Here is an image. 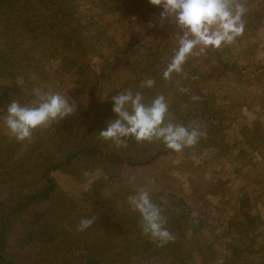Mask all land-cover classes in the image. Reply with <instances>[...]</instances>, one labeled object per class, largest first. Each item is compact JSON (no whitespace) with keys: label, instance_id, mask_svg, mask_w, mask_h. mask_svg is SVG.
I'll return each instance as SVG.
<instances>
[{"label":"rangeland","instance_id":"rangeland-1","mask_svg":"<svg viewBox=\"0 0 264 264\" xmlns=\"http://www.w3.org/2000/svg\"><path fill=\"white\" fill-rule=\"evenodd\" d=\"M241 2L246 8L243 34L217 49L193 50L171 95L175 107L167 120L175 124L185 112L182 98L200 89L216 104L218 115L191 122L190 127L205 133L221 128L234 149L214 159L212 150L195 144L144 166L122 164L113 176L127 202L124 191L146 190L154 204L179 214L183 209V234L195 241L185 249L188 264H264V0ZM161 12L148 0H16L0 15V205L19 196L18 188L11 196L14 181L26 175L34 183L37 178L29 157L34 138L17 141L10 135L4 124L7 106L13 100L32 104L36 89L69 98L75 112L38 129L50 135L51 157L71 154L81 128L75 96L85 73L93 80L109 73L106 69L115 61H140L146 80L152 79L147 74L155 65L162 71L171 61L182 33L173 21L161 18ZM60 15H69L73 26H63ZM98 93L108 110L115 82H100ZM250 130L261 138L259 151L236 141ZM95 175L86 172L76 180L62 174L56 180L80 203L92 194ZM115 209L117 215L124 213ZM140 230L139 223L132 234Z\"/></svg>","mask_w":264,"mask_h":264},{"label":"trees","instance_id":"trees-1","mask_svg":"<svg viewBox=\"0 0 264 264\" xmlns=\"http://www.w3.org/2000/svg\"><path fill=\"white\" fill-rule=\"evenodd\" d=\"M45 1L42 0L43 3ZM15 2L0 0V15L12 9ZM60 17L67 29L73 26L74 20L69 15ZM141 64L140 61L134 64L115 61L112 64L114 67H107L109 73L106 75L93 80L90 72L83 75L82 89L75 96L78 102L76 116L81 123L77 135L80 139L75 141L76 146L71 154L51 157L50 145L47 143L50 140L49 133L43 134L38 128L33 131L35 144L29 157L37 171L36 187L32 190L34 183L28 182L26 175L21 176L14 181L11 191L13 196L17 188L21 189L19 196L11 197L8 205H0V264H188L185 249L195 241L183 234L180 215L183 209H180L179 214L169 206L157 205L166 219L165 227L174 236V240L158 247L142 230L132 234L135 225L140 223V215L119 195L121 191L113 181V176L122 164L140 167L153 163L163 155L177 152L167 149L158 140L137 142L129 138L126 146H117L112 141L102 140L98 135L109 121L115 119L111 110L112 102L108 110L100 104V82L114 81L116 94L129 89L139 91L146 104L151 103L156 96L163 95L169 105L165 117V123H168L175 107L171 95L176 92L181 73H173L170 79H165L163 72L166 68L155 70V65L151 73L147 74L155 81L154 86L141 88L145 80V69L139 66ZM196 91L192 90L191 95L182 98L185 112L175 118V124L192 129L196 126L190 127L191 122L218 115L216 104L210 103L200 89ZM256 132L247 131L236 141H241L252 152L259 151L262 144L258 142L261 138ZM196 145L202 150H212L214 159L223 158L234 149L221 128L201 136ZM117 148H120V152ZM184 156L187 157V154L184 153ZM86 172L96 173L94 190L78 203L61 189L56 176L64 174L78 180ZM124 193L127 198L136 194L130 190ZM83 201L85 208L81 207ZM114 206L120 207L124 213L117 215L118 209L112 210ZM91 217H95L93 225L84 231H77L80 220ZM114 217L115 220L110 223Z\"/></svg>","mask_w":264,"mask_h":264},{"label":"clouds","instance_id":"clouds-1","mask_svg":"<svg viewBox=\"0 0 264 264\" xmlns=\"http://www.w3.org/2000/svg\"><path fill=\"white\" fill-rule=\"evenodd\" d=\"M155 7L162 9L161 18L170 19L182 35L179 47L163 72L165 79L173 73H181L182 66L193 50L203 52L209 47L220 48L231 44L243 34V16L246 8L241 0H148ZM155 81L144 80L141 88H152ZM186 91V89H181ZM36 100L32 104L21 105L13 100L6 109L4 124L10 135L17 141L29 140L38 127L53 121L63 120L75 112V105L69 98L59 93L50 94L34 90ZM112 112L115 119L109 121L98 135L104 141L115 145H125L129 138L137 142L161 141L167 149L181 152L198 139L206 135L196 128L171 122L165 123L169 105L163 95L156 96L151 103L144 102L143 94L131 89L112 96ZM132 210L140 215L142 233L148 236L158 247L174 240V236L165 227L166 219L162 209L154 204L148 191L140 190L128 198ZM95 217L80 220L77 231L91 227Z\"/></svg>","mask_w":264,"mask_h":264}]
</instances>
